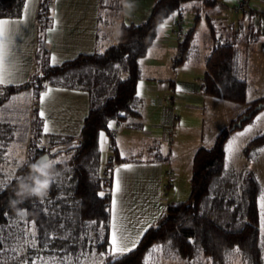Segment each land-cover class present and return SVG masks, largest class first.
<instances>
[{"label":"trees","instance_id":"16d2710c","mask_svg":"<svg viewBox=\"0 0 264 264\" xmlns=\"http://www.w3.org/2000/svg\"><path fill=\"white\" fill-rule=\"evenodd\" d=\"M190 1H199L203 8L219 3V0H153L142 21L118 25L114 43L100 51L81 53L50 65L45 30L50 25L52 0H37L33 69L20 84L0 85V106L20 91L30 92L35 102L47 86H55L85 91L87 111L78 134L70 136L43 133L36 106L31 109L25 158L10 178L0 181V260L15 254L22 256L26 264L36 255L54 258L57 263L52 264H90L89 258L95 254L100 264H145L146 256L160 248L163 252L170 250L189 264L196 256L210 264H228L233 252L245 264H264V233L258 227L259 181L251 170L226 169L223 148L229 131L250 122L264 108H255L264 101V96L246 102L247 85L237 75L236 45L218 34L208 15L204 20L211 46L204 58L199 90L244 104V108L214 136L211 145L194 150L187 198L167 201L163 213L144 230L132 249L118 254L108 252L111 173L117 163L126 159L121 157L114 137L109 134V122H124L129 129L141 128V98L136 93L141 77L139 60L152 45L157 27L172 13L180 16L183 5ZM99 3V8L104 6V0ZM22 5L23 0H0V18L18 17ZM199 19V13L195 12L191 27L180 34L173 64L188 59ZM169 85L172 88V80ZM14 127L10 121L0 120V159ZM103 132L108 136L110 154L102 162L99 135ZM263 146L264 129L247 141L241 154L246 160H253ZM56 148H63L65 156L52 162L55 180L50 190L43 198H30L17 205L26 209L27 215L23 221H17L18 227L11 225V219L18 216L11 201L18 199L19 179L28 174L29 165L38 157L43 154L50 159L55 157L59 152ZM160 158L154 156L156 160ZM29 227L33 234L27 237L28 246L23 231ZM13 228L23 231L14 236ZM8 264L18 263L15 260Z\"/></svg>","mask_w":264,"mask_h":264},{"label":"crops","instance_id":"0c3cea01","mask_svg":"<svg viewBox=\"0 0 264 264\" xmlns=\"http://www.w3.org/2000/svg\"><path fill=\"white\" fill-rule=\"evenodd\" d=\"M152 1L127 0V4L120 2L118 9L121 16L116 18L117 12L106 15L99 11V0H52L50 25L45 30L48 63L56 65L78 54H89L104 49L115 42L118 25L122 22L142 21L148 14ZM235 2L236 0L229 9L228 6L219 4L217 10L208 16L219 23V29L216 31L220 36L231 40L241 36L244 38L241 47L247 50L264 37V0H248V9L241 13L233 12ZM36 5L37 0H23L18 17L0 18V76L5 80L4 85H16L26 81L33 69ZM113 15L115 24H111ZM171 15L157 27L152 45L139 60L141 77L136 85V93L141 98L142 126L140 129H129L124 122H115L123 125L126 130H147L146 118L149 120L150 115H153L144 102L156 104L157 90L164 93L171 90L170 92L175 93L180 85L183 87L186 101L206 95L199 90V81L176 78L172 81V88H169V83L164 84L162 79H157L147 71L161 64L164 57L158 56L159 53H167V57L176 54L178 38L174 42L164 40L167 36L180 34V31L173 30L176 20ZM178 22L179 20L177 24ZM157 36L162 40L157 42ZM189 58L190 56L185 63ZM33 106H36L41 118L43 133L76 136L87 111V94L79 89L47 86L40 92ZM112 131L115 147L121 157L126 158L117 163L111 173L107 244L109 254H118L132 249L144 230L163 213L166 201L161 191L167 188V184L163 181L162 165L154 159L158 153V145L146 146L144 151L132 147L130 152L131 146L125 141L127 135L115 138L116 133ZM152 132L153 130H147L142 134L149 138V135H153ZM114 236L119 244L115 250L112 247Z\"/></svg>","mask_w":264,"mask_h":264},{"label":"rangeland","instance_id":"374dc122","mask_svg":"<svg viewBox=\"0 0 264 264\" xmlns=\"http://www.w3.org/2000/svg\"><path fill=\"white\" fill-rule=\"evenodd\" d=\"M233 1L234 0H219V3L207 8H203L199 1H190L183 5L180 17H178L177 13H172L171 16H173L176 20L174 22L173 30L178 32L180 31V34L191 27L193 23L192 18L195 15V12L199 13L200 19L195 25L192 47L189 55L190 58L188 62L176 65L173 64L174 55L167 57V53L162 52L158 54V56L161 55V57H164L163 60H161V64H158L156 67L149 68L147 71L151 75H154L157 79H162L164 84H168L169 80L174 81L176 78L182 80L189 79L194 82L199 81L203 72L202 64L204 62V57L208 53L211 46V39L208 34V28L205 23L204 16L217 10V6H219V4L228 6L229 9L230 5L233 4ZM120 2L121 0H104V6H102L99 11L104 12L106 15L107 13L117 12L116 18H118L121 16L119 15L120 11L118 9V4L120 5ZM194 7H197L198 9L195 11V9H193ZM49 8L51 9V4ZM247 9L248 8L246 6L245 10L242 12ZM112 18L113 20L111 21V24H115V16L113 15ZM177 20H179L178 24ZM134 22L136 23V21ZM212 24L216 30L219 29V23H217L216 20L213 19ZM180 34H173L172 37L167 36L164 40L174 42L177 38H180ZM243 39L244 38L241 36H236L233 38V41L236 44L237 52V75L246 82V102H248L264 96V37L247 50H243L241 47ZM155 40L159 42V40L162 39H160V36H157ZM147 57L155 58L153 56ZM154 62L157 63L156 61ZM142 71L144 74V69ZM159 82L160 81H158V83ZM174 88L176 89V87ZM182 89L183 87L178 85V91L175 93L170 92L171 90H167L166 93H164V91L157 90L158 92L156 97L158 105H156L157 103L148 104V102H144V105L148 107L149 112L151 111L153 115H150L149 120L146 118L147 123L145 124L148 131L153 130V135H149L151 140L142 134L147 130L142 132L126 130L120 123L116 124L114 121L109 122V125H111V127H109L111 129L110 132H113L112 130H114L116 133L115 138L119 137V135H127L125 136V141H128L127 144L131 146L130 152L133 150L132 147L144 151V147L146 146L158 145V149L156 150L158 151L157 155L162 156V158L158 159V162H160V165H162L164 170V184H167V188H163V192L161 191V194L166 202L181 201L187 198L189 193L188 178L190 173V162L194 150L200 146L208 147L211 145L214 136L223 127L227 126L228 122L244 108V104L233 103L207 95L197 96V98L193 97L191 101H186L184 98L185 93ZM33 103L34 100L30 92L20 91L15 93L9 100L0 106V120L10 121L15 124L14 129L11 131L12 138L7 142L0 159V181L3 180L4 182L6 179L10 178L14 169L25 158V147L29 138V120L31 119V109L33 108ZM257 117L260 118L257 119ZM141 122H143V120ZM246 128L250 130L244 135H239L244 132ZM263 129L264 108H260L250 122L229 131L223 144L225 153V168L235 170H251L254 172L257 180L259 181L261 191L257 198V205L259 209L258 227L261 234L264 233V207H262V201H264V146L257 151V155L253 160H246L243 158L241 150L250 138L261 132ZM103 134V140L100 139L99 135V150L102 162L105 161L110 154L108 136L104 132ZM230 145L231 150H229ZM56 149H59L57 155L51 159L48 157L44 160L45 162L58 161L64 158L65 154L63 153V148ZM54 150L55 149H53V151ZM17 221H23V218L19 216L12 218L11 225L18 227L19 225ZM21 230L22 229L18 228L17 231V228H13L11 233L15 236L19 232L23 231ZM23 233V239L24 241H28L27 243L29 246L30 240L27 239V237L33 234V229H25ZM24 241L20 242L23 243ZM25 256L26 254H24V257ZM95 256V254L90 256V264L96 261ZM20 257L22 256L13 254L12 257L6 260H0V264H8V262L15 260L18 264H26V262H23L25 260H22ZM53 262L57 263V261H55L52 257H41L36 255L32 256L30 264H52ZM95 264L100 263L96 261ZM145 264L189 263L178 258L170 252V250L163 252L159 248L146 256ZM190 264L210 263L205 258L196 256ZM228 264L245 263L238 256V254H236V252H233L230 256Z\"/></svg>","mask_w":264,"mask_h":264},{"label":"clouds","instance_id":"9594fccd","mask_svg":"<svg viewBox=\"0 0 264 264\" xmlns=\"http://www.w3.org/2000/svg\"><path fill=\"white\" fill-rule=\"evenodd\" d=\"M127 4V0H121ZM131 7V5H127ZM55 180L54 165L51 161L45 162L44 158L29 165V172L20 178L17 185L16 196L18 199L12 200L11 205L15 208L17 215L21 218L27 215V210L16 207L23 204L30 198H43L47 195Z\"/></svg>","mask_w":264,"mask_h":264},{"label":"snow or ice","instance_id":"6c2138e0","mask_svg":"<svg viewBox=\"0 0 264 264\" xmlns=\"http://www.w3.org/2000/svg\"><path fill=\"white\" fill-rule=\"evenodd\" d=\"M5 83V80L2 76H0V85L4 84ZM41 115H43L41 113ZM260 117H257V119H259ZM109 127H111V125H109ZM250 129H245L244 132L240 133L239 135H244L246 132H248ZM103 137H104V134L103 133H100V139L103 140ZM229 150H231V145L229 146ZM262 207H264V201H262ZM119 246L118 244V240L117 238L114 236L113 239H112V247L113 249L115 250L117 247Z\"/></svg>","mask_w":264,"mask_h":264},{"label":"built area","instance_id":"2783aa9c","mask_svg":"<svg viewBox=\"0 0 264 264\" xmlns=\"http://www.w3.org/2000/svg\"><path fill=\"white\" fill-rule=\"evenodd\" d=\"M247 2L248 0H236L235 4L233 5V12L234 13H238V12H242L243 10H245L246 6H247ZM110 134L112 135L113 132H110Z\"/></svg>","mask_w":264,"mask_h":264},{"label":"water","instance_id":"95a60500","mask_svg":"<svg viewBox=\"0 0 264 264\" xmlns=\"http://www.w3.org/2000/svg\"><path fill=\"white\" fill-rule=\"evenodd\" d=\"M263 106H264V101L259 103V104H257L255 106V108L258 109V108L263 107ZM243 118L244 117H242L241 119H243ZM236 124L239 125V123H236ZM77 143H79V140H77ZM42 157L44 158V160H46L48 158L47 154H43L42 156L38 157L33 163H35L37 160L41 159Z\"/></svg>","mask_w":264,"mask_h":264}]
</instances>
